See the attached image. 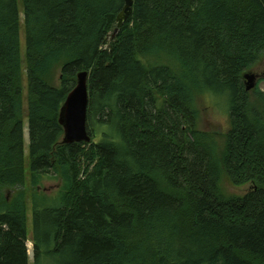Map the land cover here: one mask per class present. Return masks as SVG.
I'll return each instance as SVG.
<instances>
[{
    "label": "trees",
    "instance_id": "16d2710c",
    "mask_svg": "<svg viewBox=\"0 0 264 264\" xmlns=\"http://www.w3.org/2000/svg\"><path fill=\"white\" fill-rule=\"evenodd\" d=\"M124 5L0 0V264H30L29 242L33 264H264V91L244 80L264 59V0H135L109 44ZM81 72L92 140L66 145ZM26 73L32 187L64 182L35 193L31 234ZM208 94L229 101L222 144L198 128ZM222 177L250 189L226 199Z\"/></svg>",
    "mask_w": 264,
    "mask_h": 264
},
{
    "label": "rangeland",
    "instance_id": "374dc122",
    "mask_svg": "<svg viewBox=\"0 0 264 264\" xmlns=\"http://www.w3.org/2000/svg\"><path fill=\"white\" fill-rule=\"evenodd\" d=\"M20 16L22 25H24V7L23 3L20 2ZM24 29L22 28V31ZM21 51L23 57L26 54V40L25 36H22L21 40ZM25 66V61H24ZM247 73H253L258 77L256 81L255 90L258 88L261 91H264V59L253 71ZM51 82L55 86H60V72L56 70L50 77ZM24 111L26 112V117L24 118V151H25V171H26V197L28 202V231L31 234L33 232V216H32V203L34 200L35 193L42 195H47L48 197L55 198L58 196L60 191L63 188L64 182L57 175H52L49 177H43L40 181L37 191L31 184V164H30V130H29V119H28V99H27V73L24 77ZM198 110L200 118L198 121V128L202 132H207L214 135L219 144L223 143L224 136L231 129L230 121V107L229 101L226 96H219L214 94H208L206 97L199 99ZM219 116V119H214L213 116ZM250 186L236 187L231 184V182L222 177L220 182V191L226 199L237 198L244 196ZM29 255H30V264H33V244L28 243Z\"/></svg>",
    "mask_w": 264,
    "mask_h": 264
},
{
    "label": "water",
    "instance_id": "95a60500",
    "mask_svg": "<svg viewBox=\"0 0 264 264\" xmlns=\"http://www.w3.org/2000/svg\"><path fill=\"white\" fill-rule=\"evenodd\" d=\"M134 5L135 0H125V5L117 17L116 29L108 41L109 44L116 38L121 28L133 15ZM88 80V72L78 74L76 87L68 95L60 111V124L64 129L63 143L66 145L90 143L92 140L87 128L90 102ZM244 80L247 91H252L256 87L258 77L253 73H246Z\"/></svg>",
    "mask_w": 264,
    "mask_h": 264
},
{
    "label": "clouds",
    "instance_id": "9594fccd",
    "mask_svg": "<svg viewBox=\"0 0 264 264\" xmlns=\"http://www.w3.org/2000/svg\"><path fill=\"white\" fill-rule=\"evenodd\" d=\"M213 118H214V119H219L220 117H219V116H216V115H214V116H213Z\"/></svg>",
    "mask_w": 264,
    "mask_h": 264
}]
</instances>
